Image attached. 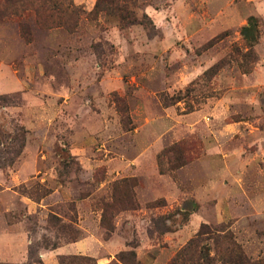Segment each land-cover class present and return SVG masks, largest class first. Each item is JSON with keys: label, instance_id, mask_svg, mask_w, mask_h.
<instances>
[{"label": "rangeland", "instance_id": "1", "mask_svg": "<svg viewBox=\"0 0 264 264\" xmlns=\"http://www.w3.org/2000/svg\"><path fill=\"white\" fill-rule=\"evenodd\" d=\"M0 264H264V0H0Z\"/></svg>", "mask_w": 264, "mask_h": 264}, {"label": "trees", "instance_id": "2", "mask_svg": "<svg viewBox=\"0 0 264 264\" xmlns=\"http://www.w3.org/2000/svg\"><path fill=\"white\" fill-rule=\"evenodd\" d=\"M202 233H200L199 235H201ZM194 243V242H193ZM191 245H192V243H191ZM209 260V262L211 261L210 259H208Z\"/></svg>", "mask_w": 264, "mask_h": 264}]
</instances>
